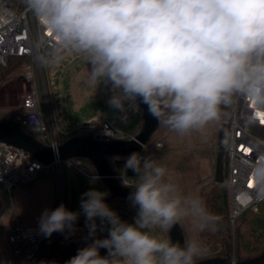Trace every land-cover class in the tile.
<instances>
[{
    "label": "clouds",
    "instance_id": "1",
    "mask_svg": "<svg viewBox=\"0 0 264 264\" xmlns=\"http://www.w3.org/2000/svg\"><path fill=\"white\" fill-rule=\"evenodd\" d=\"M54 39L51 52L36 56L41 65L64 54H83L89 86H110L111 108L125 111L139 99L159 124L181 135L203 130L221 118L222 106L237 96L264 108V0H23ZM48 42L41 39L37 48ZM264 144V142H262ZM124 160L121 184L133 189L134 221H123L105 202L107 191L82 194L80 212L63 204L45 209L39 230L75 231L81 212L89 237L107 226L65 264H197L206 248L196 240L181 246L169 233L192 218L195 226L215 232L222 217L199 196L182 194L167 169L152 156L133 152ZM131 170L136 175L128 176ZM257 200H264V151L250 173ZM99 220V224H97ZM107 254L101 255L100 250ZM40 264H56L41 261Z\"/></svg>",
    "mask_w": 264,
    "mask_h": 264
},
{
    "label": "rangeland",
    "instance_id": "2",
    "mask_svg": "<svg viewBox=\"0 0 264 264\" xmlns=\"http://www.w3.org/2000/svg\"><path fill=\"white\" fill-rule=\"evenodd\" d=\"M16 11L19 12L20 9ZM27 65L25 61L15 62L5 67L4 71L0 70L7 78L4 84L0 85V109L17 107L30 90L31 85L25 77ZM89 67L83 54L67 53L43 72L37 68V84L44 114L48 113L63 130L108 120L120 130L130 133L138 132L143 124V117L137 103L135 102L134 107L126 104L123 112L111 108L107 103L112 95L110 86L103 83L97 88L89 86ZM229 107L230 105L222 106L220 120L210 123L203 130H194L181 135L160 125L154 134L151 145L161 142L163 147L154 149L148 156H152L166 167L168 178L177 184L182 194L201 198L203 188L204 194L212 200L218 196L220 188L215 187V168L218 154L224 152L220 147H224L227 142L226 126L224 124V129H221V124L225 123L222 122L223 119H228V117L225 119V116L229 113ZM125 120L129 121L128 126L122 124ZM220 140H223V144ZM84 171L86 175L75 169L68 171L65 168L53 167L47 173L40 175L36 181L27 185H18L14 197L5 194L0 199V264L10 262L20 264L10 254L6 242L8 228L12 223L19 221L24 226H39V219L45 209L54 210L63 204L70 211L80 212L83 193L90 189L108 192L101 180L95 177L96 171L93 165L85 163ZM110 196L108 192L105 197L108 206L123 221L132 223L137 209L124 200L109 199ZM255 216H264V208L260 207L258 213L248 212L245 221L243 217L240 218L234 234L231 231V242L228 248L215 244L210 238L214 236V232L207 229L200 231L192 218H186L180 224L185 230L186 240H196L206 248L198 260L225 257L228 253L235 256V260H244L249 257H237L238 230L240 227L246 236L249 233L248 221ZM82 219H85V216L81 212L78 220ZM241 222L244 224L241 225ZM83 229L86 231L80 235L77 232L74 234L80 239L88 238V244L95 238H105L108 235L107 226L103 231L98 228L95 237H89L87 226ZM156 232L164 238L169 237L168 233L161 232L159 229ZM100 253L106 255L107 250L101 249ZM16 259L20 258L16 257Z\"/></svg>",
    "mask_w": 264,
    "mask_h": 264
},
{
    "label": "built area",
    "instance_id": "3",
    "mask_svg": "<svg viewBox=\"0 0 264 264\" xmlns=\"http://www.w3.org/2000/svg\"><path fill=\"white\" fill-rule=\"evenodd\" d=\"M41 39L48 43L43 48H37L36 44ZM53 44L52 35L46 32L33 14L26 9L23 0H0V68L8 67L13 58L24 60L28 64L25 77L31 85L20 104L15 108L0 109V116L26 126L43 144L53 149H57L68 139L81 135L108 142L133 139L136 133L120 130L108 120L63 130L48 113L44 114L36 70L38 68L43 72L56 61L41 65L36 56L44 52L50 53ZM122 124L128 126L129 121L125 120ZM262 142H264V108H259L248 97H235L231 104V120L224 150L228 222L233 234L239 218L246 212L258 213L263 201L256 199L250 175L252 165L259 159V152L264 151ZM162 147L161 142L152 145L149 143L140 155L148 156L154 149ZM53 167L65 168L68 171L75 169L86 175L81 159L57 161L51 166H46L23 150L0 142V199L5 194L10 195L13 187L34 182ZM95 177L99 179L97 174ZM117 178L120 180L118 173ZM57 234L58 232H54L50 237H45L40 232L39 226H24L16 221L8 228L6 242L16 262L40 264L53 246Z\"/></svg>",
    "mask_w": 264,
    "mask_h": 264
},
{
    "label": "water",
    "instance_id": "4",
    "mask_svg": "<svg viewBox=\"0 0 264 264\" xmlns=\"http://www.w3.org/2000/svg\"><path fill=\"white\" fill-rule=\"evenodd\" d=\"M139 106L143 124L135 137L131 140L99 141L92 136H75L57 149L43 144L35 134L21 123L7 118L0 117V142L17 147L46 166H51L57 161L73 159H84L92 163L96 174L102 184L111 194L109 199H121L131 203L129 194L133 189L124 187L117 178L118 169L123 166L124 160H118L113 164L110 162L112 157H127L133 152L142 153L151 142L154 134L159 129V121L149 112L147 105L139 99L135 101ZM221 141V140H220ZM224 152L217 156L215 168V180L217 183L224 182ZM129 177L136 174L128 171ZM15 187L10 190V195L14 197ZM173 243L179 242L181 246L186 241V233L181 224L174 225L168 233ZM73 242L74 238L69 237ZM197 264H264V250L259 255L249 257L244 260H235V256L228 253L225 257H211L198 260Z\"/></svg>",
    "mask_w": 264,
    "mask_h": 264
},
{
    "label": "trees",
    "instance_id": "5",
    "mask_svg": "<svg viewBox=\"0 0 264 264\" xmlns=\"http://www.w3.org/2000/svg\"><path fill=\"white\" fill-rule=\"evenodd\" d=\"M18 62H24V60L19 58H13L10 61V64ZM9 64V65H10ZM6 68H0V70L4 71ZM7 80L6 76H4L3 72H0V85L4 84V82ZM228 117L227 120H222V122H225L221 124V129H224V124L226 126V134L225 139L228 138L229 133V126H230V120H231V105L229 107V113L227 116H225V119ZM223 131V130H222ZM137 134V132H136ZM223 144V140L220 141ZM227 144V142H226ZM222 151L225 150L226 145L224 147H220ZM83 161V164L92 163L88 160L81 159ZM226 164V160H224V165ZM215 187L220 188V192L214 200H212L209 196L204 194V189H202L201 193V199L204 201L205 206L207 209L215 214H218L222 217L221 222L218 225V230L214 232V236L210 237L215 244L221 245V247H227L230 246L231 242V228L229 226L228 222V204H227V189H226V168H224V182L223 183H217L215 180ZM261 207L264 208V200L261 203ZM248 212L244 213L241 217L246 220L245 216ZM240 217V218H241ZM240 218L238 221H240ZM244 224V222H243ZM241 222V225H243ZM249 225V233L244 236L242 231L238 230V252L237 257L239 256H245V257H254L260 254V252L264 249V216H255L252 220L248 221ZM86 226V220H77L75 223V231L79 233H82L86 230L83 229V227ZM74 232L65 231L64 233L58 232V235L54 241L53 246L51 247L49 253L45 257L43 261L52 262L55 261L56 264H65L67 260H69L71 257L76 255L77 250L85 247L88 245V241L86 239H80V237H76ZM69 237H74L75 241H71ZM248 237V238H247ZM247 238V239H246ZM250 238V240H248ZM248 240V241H247ZM228 248V247H227ZM101 254V253H100ZM102 255V254H101Z\"/></svg>",
    "mask_w": 264,
    "mask_h": 264
},
{
    "label": "crops",
    "instance_id": "6",
    "mask_svg": "<svg viewBox=\"0 0 264 264\" xmlns=\"http://www.w3.org/2000/svg\"><path fill=\"white\" fill-rule=\"evenodd\" d=\"M203 189V188H202ZM16 191H17V188L15 189V193H16ZM181 192V191H180Z\"/></svg>",
    "mask_w": 264,
    "mask_h": 264
}]
</instances>
